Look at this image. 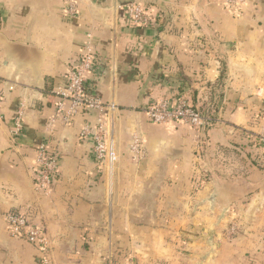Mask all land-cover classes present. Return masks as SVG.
<instances>
[{"label": "crops", "instance_id": "crops-1", "mask_svg": "<svg viewBox=\"0 0 264 264\" xmlns=\"http://www.w3.org/2000/svg\"><path fill=\"white\" fill-rule=\"evenodd\" d=\"M72 1L0 0V264H41L37 246L11 237L12 211L43 229L53 264H264V165L253 141L264 127V0H248L240 16L223 0H148L149 29L128 25L126 0H77L70 16ZM89 35L90 87L118 106L112 170L80 137L95 111L50 126L53 91L67 86ZM167 96L209 113L202 137L150 121L148 106ZM135 134L147 148L140 164L129 153ZM43 143L60 152L49 196L34 180Z\"/></svg>", "mask_w": 264, "mask_h": 264}, {"label": "built area", "instance_id": "built-area-1", "mask_svg": "<svg viewBox=\"0 0 264 264\" xmlns=\"http://www.w3.org/2000/svg\"><path fill=\"white\" fill-rule=\"evenodd\" d=\"M76 1L73 0L68 6L67 12L70 16L77 14ZM148 2V0H126L123 5H120L119 8L124 12V19L129 26L140 29L156 27L157 20L149 12ZM223 3L232 14L240 16L247 7L248 0H223ZM88 38L86 53L82 61L71 69L67 86L53 91L58 99V108L57 117L52 120L50 126L56 122L57 118H60L64 124H69L76 115L95 111L94 122H87L83 125L80 137L93 145L98 165L101 168L112 170L119 160L112 136V118L113 114L118 111V106L114 102L103 103L90 87L89 75L97 73L98 59L92 36L89 35ZM2 84L3 80L0 77V120L2 119ZM9 90H14V86H10ZM67 103L68 108H66ZM147 115L153 124L190 126L199 137L205 134L207 127L212 123L209 113L201 111L188 96H167L154 100L148 106ZM23 118L24 109L21 108L13 120L12 134L15 138L20 137L23 132ZM253 141H255L257 150L255 160L259 164H264V127L253 138ZM129 153L135 163L140 164L146 159L147 148L139 134L133 135ZM59 162L60 152L57 148L50 149L45 143L39 145L35 159L34 180L38 191L44 196H49L52 193L59 170ZM5 220L11 237L25 240L37 246L42 256L41 264H53L50 241L43 229L34 224L29 216L12 211L6 214Z\"/></svg>", "mask_w": 264, "mask_h": 264}, {"label": "trees", "instance_id": "trees-1", "mask_svg": "<svg viewBox=\"0 0 264 264\" xmlns=\"http://www.w3.org/2000/svg\"><path fill=\"white\" fill-rule=\"evenodd\" d=\"M262 165H264V164H262Z\"/></svg>", "mask_w": 264, "mask_h": 264}]
</instances>
